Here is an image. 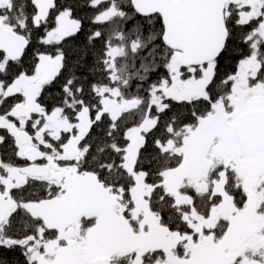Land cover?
I'll use <instances>...</instances> for the list:
<instances>
[{
	"label": "snow or ice",
	"instance_id": "obj_1",
	"mask_svg": "<svg viewBox=\"0 0 264 264\" xmlns=\"http://www.w3.org/2000/svg\"><path fill=\"white\" fill-rule=\"evenodd\" d=\"M0 264H264V0H0Z\"/></svg>",
	"mask_w": 264,
	"mask_h": 264
},
{
	"label": "trees",
	"instance_id": "obj_2",
	"mask_svg": "<svg viewBox=\"0 0 264 264\" xmlns=\"http://www.w3.org/2000/svg\"><path fill=\"white\" fill-rule=\"evenodd\" d=\"M84 14V12H81V15H83Z\"/></svg>",
	"mask_w": 264,
	"mask_h": 264
}]
</instances>
